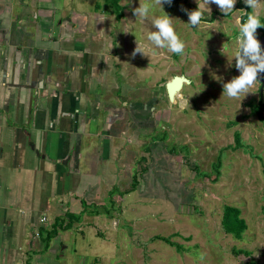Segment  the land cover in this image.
I'll return each mask as SVG.
<instances>
[{"label":"rangeland","instance_id":"rangeland-1","mask_svg":"<svg viewBox=\"0 0 264 264\" xmlns=\"http://www.w3.org/2000/svg\"><path fill=\"white\" fill-rule=\"evenodd\" d=\"M119 4L120 18L112 0H69L68 4L94 19L102 15L105 28L113 32L118 59L111 65L122 88L109 85L98 100L94 125L101 129L111 118L113 139L99 135L92 148L82 149L91 151L90 161L85 162L93 166L85 179L90 184L88 194L99 192L102 197L95 203L75 197L76 203L69 204L78 223L68 230L57 227L56 241L63 243L55 262L241 264L254 259L264 264V120L253 110L264 103V74L250 90L254 93L240 99L222 95V85L240 74L233 59L237 19L249 6L237 0L233 12L225 16L217 5L209 4L211 12L205 8L200 26L192 28L181 9L196 10L197 0L163 4L186 44L185 53L178 55L154 49L147 40V33L154 30L152 17L163 14L159 6L142 20L133 14L139 0ZM258 11L261 20L264 0ZM263 37L264 27L258 28L257 38ZM136 41L145 46L147 56L131 55ZM176 75L189 82L184 81L170 99L166 86ZM102 88L94 84L89 93ZM147 110L148 119L142 115ZM113 147L128 154H117ZM119 157L138 164H125L122 169L116 161ZM55 205L61 208L60 201ZM227 205L239 207L246 220L241 238L224 229ZM42 213H48L49 219L54 216L46 208L33 216ZM42 256L49 260L46 251Z\"/></svg>","mask_w":264,"mask_h":264},{"label":"crops","instance_id":"crops-1","mask_svg":"<svg viewBox=\"0 0 264 264\" xmlns=\"http://www.w3.org/2000/svg\"><path fill=\"white\" fill-rule=\"evenodd\" d=\"M68 4L0 0V264H58L63 242L56 241L57 227L68 230L78 223L69 204L75 197L94 203L102 197L88 194L85 179L93 166L85 165L91 151L82 149L92 148L99 135L113 139L111 118L101 129L94 124L102 91L122 85L111 65L118 56L102 15L94 19ZM94 84L102 90L89 93ZM149 114L142 115L148 119ZM116 161L122 169L138 164ZM44 208L53 218L33 216Z\"/></svg>","mask_w":264,"mask_h":264},{"label":"clouds","instance_id":"clouds-1","mask_svg":"<svg viewBox=\"0 0 264 264\" xmlns=\"http://www.w3.org/2000/svg\"><path fill=\"white\" fill-rule=\"evenodd\" d=\"M237 0H197L198 8L193 11L182 8L181 10L188 15V25L192 28L200 26L204 15L205 8L210 13L209 4H215L219 10L227 16L233 12ZM172 4V0H145L139 7L133 9L136 18L146 20L155 6H159L162 15L153 16L151 19L152 28L154 30L147 33V40L154 49H165L170 53L183 55L185 53L186 44L177 34L173 24V18L163 10V4ZM244 3L251 8V12L241 10L247 19H237L238 35L235 38L236 50L233 59L235 67L239 71L238 76H234L230 81L222 85V95H226L230 99H240L251 92L250 90L260 83L258 77L264 74V49L257 38V29L264 27L260 21V13L258 9L261 0H244ZM153 49V50H154ZM223 54V48L221 49ZM137 54L145 55V46L136 41V47L131 53L133 57ZM118 59V58H117ZM189 103V102H188ZM201 254V259H203Z\"/></svg>","mask_w":264,"mask_h":264},{"label":"trees","instance_id":"trees-1","mask_svg":"<svg viewBox=\"0 0 264 264\" xmlns=\"http://www.w3.org/2000/svg\"><path fill=\"white\" fill-rule=\"evenodd\" d=\"M178 1H180V0H172V4H174L175 2H178ZM187 1L188 0H186V3H187ZM119 2H120V0H112V5L116 9V11L118 12V14H117L118 18H120L123 15V13L121 11L123 7L119 4ZM187 6H189V5H187ZM245 12H251V8L246 7ZM246 17L247 16L244 14V17L242 19L246 20ZM260 21L262 24H264V18H262ZM253 110L255 112H258L261 119L264 120V115H262V113L264 111V103L259 104V105H255L253 107ZM235 139H236L237 145H239L240 144V133L238 131L235 133ZM135 178H136V176H135ZM222 223H223L224 229L228 233H232L238 238L242 237L243 232L247 228L246 220L241 216V210L237 206H229V205L225 206L224 217H223ZM54 233H57V229L54 231ZM241 264H261V263L257 260L251 259L250 261L243 262Z\"/></svg>","mask_w":264,"mask_h":264},{"label":"water","instance_id":"water-1","mask_svg":"<svg viewBox=\"0 0 264 264\" xmlns=\"http://www.w3.org/2000/svg\"><path fill=\"white\" fill-rule=\"evenodd\" d=\"M259 41L261 43L262 49H264V37ZM184 81L189 82V80L183 75L182 76L176 75L171 81H168L166 87H167V92H168V96L170 97V99H174L176 92L180 88H182L183 86L182 84Z\"/></svg>","mask_w":264,"mask_h":264},{"label":"built area","instance_id":"built-area-1","mask_svg":"<svg viewBox=\"0 0 264 264\" xmlns=\"http://www.w3.org/2000/svg\"><path fill=\"white\" fill-rule=\"evenodd\" d=\"M42 221H44V218L42 219ZM37 235H38V233H37Z\"/></svg>","mask_w":264,"mask_h":264}]
</instances>
